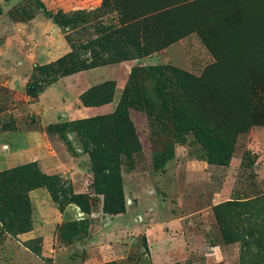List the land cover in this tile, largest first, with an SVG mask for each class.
<instances>
[{
  "label": "rangeland",
  "instance_id": "obj_1",
  "mask_svg": "<svg viewBox=\"0 0 264 264\" xmlns=\"http://www.w3.org/2000/svg\"><path fill=\"white\" fill-rule=\"evenodd\" d=\"M131 5L138 12L166 7L163 47L128 62L130 69L161 67L164 75H137L134 87L142 86L132 96L146 110L126 107L135 138L109 162L100 156L92 161L88 153L110 152L93 134L107 124L91 122L88 131L78 127L65 135L58 128L83 119L65 112H76L87 100L83 92L103 78L116 83L115 108L130 70L115 63L50 87L45 73L51 71L40 66L71 51L67 38L86 42L118 27L112 0H0V264H239V243L214 208L264 193V106L257 103L264 85V0ZM31 83L42 86L38 96L27 94ZM154 89L163 90L164 103ZM196 106L213 114L207 134L231 152L227 164L209 163L192 131L176 136V123L198 116L191 113ZM47 110L58 113L50 130L54 117ZM168 148L172 158L155 169L156 157ZM31 164L56 175L65 195L55 199L46 186L19 191V170ZM112 173L121 179L125 206L114 215L102 210L103 195L94 190L97 181L111 184ZM71 192L85 197L70 202Z\"/></svg>",
  "mask_w": 264,
  "mask_h": 264
},
{
  "label": "trees",
  "instance_id": "obj_2",
  "mask_svg": "<svg viewBox=\"0 0 264 264\" xmlns=\"http://www.w3.org/2000/svg\"><path fill=\"white\" fill-rule=\"evenodd\" d=\"M131 2L140 4L142 7L148 5V0H112V5L120 18L118 27L100 31L94 38L86 42L67 38V41L70 42L71 51L63 54L52 63L40 66V69L51 71V73H45L49 74L47 77H50L46 85L53 84L61 77L80 71L133 59H143L151 54L152 51L162 48L161 38L164 32L163 26L160 24V16L166 10V7H155L151 10L138 12L137 10H132L130 7L132 6ZM40 6L43 8L42 4ZM139 9L141 10L142 8ZM158 16L159 20L157 19ZM140 73L155 79L164 75L161 67L158 66L131 67L128 81L112 112L79 120H70L63 122L59 126L58 130L65 135L78 127H83L85 131H88L90 123L95 121L100 122L102 125H108L107 130L105 129L104 132H99L96 135L95 130L93 134L94 136H100V143L109 145L111 150L110 152H103V150L99 149L97 151L89 149L88 153L92 161L98 156L103 160L112 161L113 157L117 158L119 156V147L131 143V140L135 138L134 128L126 115V107L146 110L139 102V99L137 101V96H132L140 94L142 85L139 89L134 87L136 86L135 82L140 81L137 76ZM115 84L114 80H106L89 87L83 92H86L87 100L82 105L98 106L110 103L114 97ZM30 86L34 88L33 91L30 90ZM42 90V86L36 83L27 84V94L32 97L38 96ZM154 92L158 99L161 100L160 103H164L165 93L163 90L154 89ZM153 96V94H148V100L155 103ZM257 103H261L264 106V85L260 90H257ZM208 110V107L196 106L192 108L191 113L196 112L198 116L190 118L181 124L176 123V136L182 137L183 133L192 131L197 137L208 162L224 165L229 162L232 154L227 149L215 146L209 138L207 128L211 125L214 116ZM162 111L166 112L168 110L165 106H162ZM148 113L153 117L163 118V114L160 112L152 114L148 111ZM262 116L263 121L261 122L264 123V114ZM56 125L57 123L48 124L47 129L50 130ZM172 156V148L165 149L156 157L154 168H162ZM102 169L108 171L106 167ZM19 173L22 174V178L18 182L19 191L26 186H46L55 199L59 198L60 192L63 195L67 192L56 175L41 173L35 168V164L27 165V170L22 171L20 169ZM112 176L114 180L111 184H107L104 180L97 181L94 184V190L95 193L103 195L102 210L107 214L114 215L123 213L125 206L121 179L116 173H112ZM0 194L3 195V193ZM84 197L82 193L75 194L71 192L70 202L79 203L78 200H82ZM214 214L220 224L223 221L224 225L227 226L230 235L235 238L234 241L239 243V264H264V193L245 200H230L217 204L214 208ZM144 245L146 246V241H144ZM169 264L179 263L172 262Z\"/></svg>",
  "mask_w": 264,
  "mask_h": 264
},
{
  "label": "crops",
  "instance_id": "obj_3",
  "mask_svg": "<svg viewBox=\"0 0 264 264\" xmlns=\"http://www.w3.org/2000/svg\"><path fill=\"white\" fill-rule=\"evenodd\" d=\"M128 62H130V61H123V62H120L119 64H122V65H125V67H126V69H128V70H130V66H129V64H128ZM112 64H115V63H112ZM112 64H107V65H112ZM107 65H104V66H99V67H105V66H107ZM129 67V68H128ZM97 68V67H96ZM125 69V68H124ZM90 70V69H89ZM73 75V74H72ZM68 76H70V75H68ZM65 77H67V76H64V77H61V78H65ZM66 79V78H65ZM106 80H110V79H106ZM106 80H104V78L103 79H101V82H103V81H106ZM58 81V80H57ZM56 81V82H57ZM56 82L55 83H53V84H50L51 86L50 87H53V86H55V84H56ZM101 82H99V83H101ZM96 84H98V83H96ZM96 84H94V85H96ZM92 86V85H91ZM91 86H88V88L89 87H91ZM87 88V89H88ZM86 89V90H87ZM114 105L115 104H113L112 105V102H110V103H106V104H102V105H98V106H83V105H81V106H76L75 107V109H76V112L75 111H72V112H65V114L66 115H69V113H72V118L73 119H75V118H84V117H87V116H93V115H96V114H107V113H109V112H112L113 111V109H114ZM47 106V105H46ZM48 107V109H51L52 108V106H47ZM105 107H107V109H105L104 110V108ZM71 108H72V106H71ZM68 110H69V108H67ZM74 110V109H73ZM48 112H53L52 114L51 113H49V115H51L52 117H54V120H51V121H48V122H50V123H54V122H56V121H58V113H55L54 111H52V110H47ZM50 123H48V124H50Z\"/></svg>",
  "mask_w": 264,
  "mask_h": 264
}]
</instances>
